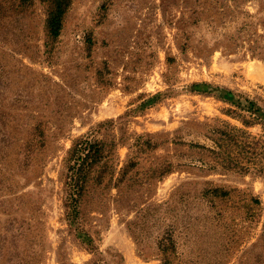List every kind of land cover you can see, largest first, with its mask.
Instances as JSON below:
<instances>
[{"label":"rangeland","instance_id":"obj_1","mask_svg":"<svg viewBox=\"0 0 264 264\" xmlns=\"http://www.w3.org/2000/svg\"><path fill=\"white\" fill-rule=\"evenodd\" d=\"M53 8L0 0V264H264V174L220 154L264 141V0H72L57 38Z\"/></svg>","mask_w":264,"mask_h":264},{"label":"trees","instance_id":"obj_2","mask_svg":"<svg viewBox=\"0 0 264 264\" xmlns=\"http://www.w3.org/2000/svg\"><path fill=\"white\" fill-rule=\"evenodd\" d=\"M72 0H52L54 6L53 11L49 15L48 19V29L52 37L57 38L62 30L64 16L71 6ZM244 124L245 123L244 121ZM238 130L231 129L230 132L223 131L220 133L222 137L223 144L220 146V153L222 155L223 162L231 166H237L242 168V170L249 171L250 169H255L257 172L264 174V141L260 140L255 145L254 156L253 157H240L245 154H250V143H248V138L245 133L243 135L238 134ZM242 139V140H241ZM242 149L238 152L237 158L232 154V150ZM107 153L105 150V145L98 140L86 137L79 140L73 146V148L68 153V174H67V195L69 198V203H71L70 209L73 210L70 221H76V214L78 213L79 203L84 193L86 192L89 183H101L104 178V168L103 164L107 160ZM245 160L248 164L242 165L241 161ZM215 197H224V193H219V191L214 190L211 192ZM165 251V250H163ZM164 264H170L168 260Z\"/></svg>","mask_w":264,"mask_h":264}]
</instances>
